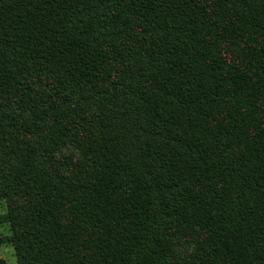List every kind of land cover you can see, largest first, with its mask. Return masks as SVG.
<instances>
[{"label":"trees","instance_id":"obj_1","mask_svg":"<svg viewBox=\"0 0 264 264\" xmlns=\"http://www.w3.org/2000/svg\"><path fill=\"white\" fill-rule=\"evenodd\" d=\"M2 201L18 264H264V0H0Z\"/></svg>","mask_w":264,"mask_h":264},{"label":"rangeland","instance_id":"obj_2","mask_svg":"<svg viewBox=\"0 0 264 264\" xmlns=\"http://www.w3.org/2000/svg\"><path fill=\"white\" fill-rule=\"evenodd\" d=\"M7 212V207L4 201L0 202V216ZM10 229L7 224H0V236H9ZM1 258L6 262V264H18L15 257L14 248L9 245L0 247Z\"/></svg>","mask_w":264,"mask_h":264}]
</instances>
